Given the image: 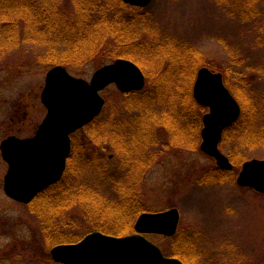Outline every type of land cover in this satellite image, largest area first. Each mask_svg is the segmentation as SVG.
I'll return each instance as SVG.
<instances>
[{
  "label": "trees",
  "instance_id": "1",
  "mask_svg": "<svg viewBox=\"0 0 264 264\" xmlns=\"http://www.w3.org/2000/svg\"><path fill=\"white\" fill-rule=\"evenodd\" d=\"M256 1L233 0V3L241 17H248ZM60 2L0 0V51L32 45L39 48L35 57L41 64H61L74 69H80L97 55H101L100 65L126 57L143 69L149 89L122 93L128 96V111H136L131 116L139 120V127L134 128L131 116L116 112L103 115V108L90 123L72 134V149L62 178L27 204L39 219L47 249L77 242L92 230L117 236L133 232L135 218L145 209L138 198L139 188L132 184L131 173L146 170L153 159L150 149L159 140L156 127L162 125L172 138L177 132L175 144L197 149L201 114L205 110L192 94L196 71L204 62L202 54L190 45L177 48L169 38L161 39L147 20L145 7L122 0H72L73 8L67 10ZM224 72V78H229L230 69ZM244 79L242 76L237 81L242 85ZM230 87L242 112L224 130L220 147L234 168L228 171L211 166L202 181L231 179L235 166L247 159L245 151L264 149V106L254 98L258 95L246 99L243 89ZM154 109L158 112L151 111ZM156 117L160 119L158 122ZM80 131L89 133L79 140L76 133ZM101 143L109 144L117 158L100 153L97 147ZM168 147L167 142L161 146ZM94 182L106 183L109 194L94 186ZM79 207H83V216L89 224L84 234L76 231L77 222L71 214ZM163 237L169 240L168 255L187 260L186 252L193 258L198 252H191L193 243L189 237L182 238L179 233ZM47 255L36 264H61L51 254Z\"/></svg>",
  "mask_w": 264,
  "mask_h": 264
},
{
  "label": "rangeland",
  "instance_id": "2",
  "mask_svg": "<svg viewBox=\"0 0 264 264\" xmlns=\"http://www.w3.org/2000/svg\"><path fill=\"white\" fill-rule=\"evenodd\" d=\"M60 4L67 10L73 8L72 0H61ZM235 6L233 0H152L145 10L147 20L161 39L169 38L177 48L190 45L202 54L204 62L198 69L206 66L221 72L233 94L231 85L243 89L246 99H253L256 93L258 97L254 98L264 106V0L255 2L254 11L248 17H241ZM38 51L39 48L27 44L0 51V142L9 135L29 136L46 114L40 92L46 73L53 66L36 61ZM100 64L101 55H97L80 69L66 68L75 76L90 79ZM226 68L231 71L229 78H224ZM242 76L245 79L240 85L237 78ZM145 78L144 87L149 89L146 74ZM101 95L105 98L103 115L116 112L129 117L136 113L128 111V96L114 84L102 90ZM206 111L207 108L201 119ZM132 119L134 128L139 127V120L131 116ZM159 120L156 117L155 122ZM156 128L159 140L150 149L153 159L146 170L131 173L132 184L139 188L138 198L145 209L141 213L177 208L180 218L175 235L189 237L193 243L191 252L199 253L195 252L193 258L186 252L187 260L168 255V239L160 234L146 236L166 256L177 257L183 264H264V194L236 183L242 163L235 166L231 179L202 181L205 171L216 166L214 159L199 148L175 144L177 132L172 138L162 125ZM84 133L89 132H77V139L82 140ZM200 141L201 136L198 145ZM166 142L169 147L161 148ZM97 150L117 158L109 144L101 143ZM245 152V160L264 159V149ZM6 170L7 163L0 152V264H36L47 258L51 248L47 249L39 219L31 213L28 203L5 194ZM93 185L108 193L106 183ZM71 214L77 222L78 234L86 233L89 224L83 216V207Z\"/></svg>",
  "mask_w": 264,
  "mask_h": 264
},
{
  "label": "water",
  "instance_id": "3",
  "mask_svg": "<svg viewBox=\"0 0 264 264\" xmlns=\"http://www.w3.org/2000/svg\"><path fill=\"white\" fill-rule=\"evenodd\" d=\"M145 7L152 0H123ZM145 74L134 61L119 57L98 67L90 79L71 74L63 65L48 69L40 99L47 111L35 134L30 137L9 135L0 142L7 163L3 190L10 198L28 203L43 188L59 180L70 153V134L81 128L102 110L105 98L101 90L115 84L121 92L141 90ZM192 92L195 100L208 107L200 130L202 152L212 156L216 165L231 170L233 164L219 148L223 130L234 123L241 107L223 74L202 66L197 70ZM236 183L264 194V159L244 161ZM179 211L170 208L143 212L134 223V233L114 236L92 231L75 243H61L50 249L54 261L63 264H183L166 256L146 234L172 236L179 223Z\"/></svg>",
  "mask_w": 264,
  "mask_h": 264
},
{
  "label": "flooded vegetation",
  "instance_id": "4",
  "mask_svg": "<svg viewBox=\"0 0 264 264\" xmlns=\"http://www.w3.org/2000/svg\"><path fill=\"white\" fill-rule=\"evenodd\" d=\"M37 127V126H36ZM36 127H35V129H36ZM35 129H34V131L32 132V134H30L29 136H32L33 134H34V132H35Z\"/></svg>",
  "mask_w": 264,
  "mask_h": 264
}]
</instances>
